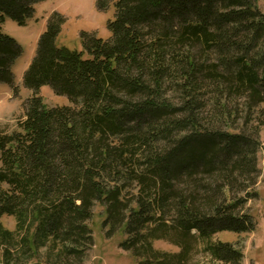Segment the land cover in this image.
Returning <instances> with one entry per match:
<instances>
[{
	"label": "trees",
	"instance_id": "1",
	"mask_svg": "<svg viewBox=\"0 0 264 264\" xmlns=\"http://www.w3.org/2000/svg\"><path fill=\"white\" fill-rule=\"evenodd\" d=\"M35 0H0V84L17 93L23 25ZM109 39L83 32L59 46L55 12L23 81L22 132L0 129V264H83L89 221L105 207L109 234L140 264H242L224 231L252 232L246 211L264 128V13L257 0H97ZM49 86L69 105L49 107ZM4 216L15 218L14 230ZM169 241L176 252L156 249ZM206 259L195 262V255Z\"/></svg>",
	"mask_w": 264,
	"mask_h": 264
},
{
	"label": "rangeland",
	"instance_id": "2",
	"mask_svg": "<svg viewBox=\"0 0 264 264\" xmlns=\"http://www.w3.org/2000/svg\"><path fill=\"white\" fill-rule=\"evenodd\" d=\"M96 2L97 0H35L34 14L25 24L20 25L11 18H7L2 24L3 33L14 39L23 51L13 68L17 93L11 86L0 84V129L3 132H22L20 123L25 119L24 102L33 96V92L25 87L23 76L36 56L39 38L47 30L50 18L55 12L63 18L60 37L57 39L59 46L81 50L83 32L109 39L111 33L108 23L114 19V4L107 11H100ZM257 3L264 13V0H257ZM41 95L49 107L70 104L68 98L55 95L49 86L42 88ZM262 107L264 108V103ZM260 137L262 147L257 152L260 174L257 184L253 187L258 196L249 199L246 205V211L253 214L257 222L256 229L241 234L224 231L214 237L215 240L238 244L244 253L242 264H264V128ZM93 213L89 225L93 230L95 244L83 264H140V258L121 247L126 237L124 232L109 234L110 227L105 225V207L97 204ZM2 223L10 230L16 227L15 218L10 216H4ZM154 246L164 251L179 250L166 240H158ZM45 259V250H42L41 259H31L25 264H48ZM204 260L208 259L203 253L195 255V262Z\"/></svg>",
	"mask_w": 264,
	"mask_h": 264
},
{
	"label": "crops",
	"instance_id": "3",
	"mask_svg": "<svg viewBox=\"0 0 264 264\" xmlns=\"http://www.w3.org/2000/svg\"><path fill=\"white\" fill-rule=\"evenodd\" d=\"M59 37H60V35H59ZM59 37H58V39H59Z\"/></svg>",
	"mask_w": 264,
	"mask_h": 264
}]
</instances>
